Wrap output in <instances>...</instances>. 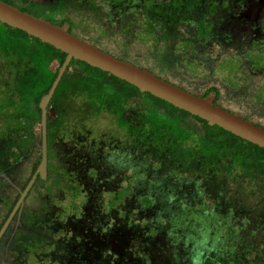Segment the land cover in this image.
<instances>
[{
  "label": "rangeland",
  "instance_id": "obj_1",
  "mask_svg": "<svg viewBox=\"0 0 264 264\" xmlns=\"http://www.w3.org/2000/svg\"><path fill=\"white\" fill-rule=\"evenodd\" d=\"M248 1L74 0L68 4L76 8L72 10L67 5L66 10L70 11L68 15L74 19L75 35L116 57L132 59L135 65L143 68L150 66L158 72L160 63L166 61L162 56L169 41L175 40L177 54L187 47L190 52L185 55L180 53L178 57L180 60H193L188 70L197 73L196 83H205L209 88L216 89L221 104L237 115L264 126V7L259 11V20L254 25L259 31L257 36L237 37L233 29L236 13ZM126 8L130 10L128 13L124 12ZM154 24L161 28L150 29L146 26ZM172 26H179L182 31L181 34L175 33V39H170L174 35ZM149 34L150 43L147 38ZM43 53L40 49L30 50L24 42L9 40L0 24V106L5 105V147L12 160L14 156L18 158L19 153L22 156L23 184L37 166L42 151L41 120L36 123L33 111H23L27 109L26 101L31 102L36 90L48 83L52 71L55 72L58 65V62H54L48 67L44 63L47 59ZM6 60L27 62L19 68H10ZM69 72L58 86V95L49 104L51 115L47 136L52 178L47 182H39L24 204L23 223L18 228L15 245L10 253L11 264H53L50 261L52 234H58V238L65 243L70 237L69 233L78 230L77 224L84 213L85 220L90 214L92 219L96 216L92 213L93 208L88 205L96 195L80 193V183L85 184L89 191L90 187H95V177L87 178L86 174L95 176L97 173L98 181L108 180L107 183H101L106 192L100 213L105 218L109 214L110 218L105 222L106 228H112L118 223L122 227L124 223L126 226L136 225L134 210L139 209L143 203L141 197L151 193L152 181L149 179L154 177L157 167L175 171L178 179L194 181L190 196L193 212L195 217L199 216L201 204L211 211V222H202V225H206L203 234L209 239L215 238V245H222L216 250L218 264H264V182H258L260 178L247 173L237 163H231L229 158L206 156L204 163H198L197 155L205 152L199 146L200 136H203L205 130L195 119L188 118L180 125L186 133L179 126L176 129H165L163 124H158L161 122L160 117L152 113L154 103L149 97L126 100L119 94H113L112 98L116 96L113 101L109 98L111 96L99 92L100 88L95 96H103V105L100 102L94 104L91 100L96 92L95 87L84 77L80 67L72 66ZM190 90L194 91V88ZM208 90L202 89L199 92L212 94V89ZM97 100L100 98L94 97V101ZM127 121L130 122L127 124ZM190 131L196 135L192 137ZM132 143L134 147L146 145L142 159L135 154L132 156ZM80 146L82 151L91 155L85 153L81 158L87 167V160L98 161L100 152H96H103V168L99 167L102 178L98 177V172L85 173L84 169L75 174L74 180H68L65 175L68 152ZM132 161L133 170L129 167ZM141 173H148L147 182ZM166 180L170 181L169 178ZM13 185L5 188L8 200L16 194ZM169 187L174 186L169 183ZM71 188L78 193L72 192ZM115 197L121 199L118 205L112 207ZM161 199L157 198L156 205L165 204L158 203ZM152 202L149 201L151 206ZM168 208L158 209L161 217L167 214ZM142 216L137 217L140 223L138 227L134 225L137 230L133 234L131 232L130 236L135 235L134 239L147 244L149 241H144L146 234L142 227L149 220H143L145 217ZM171 216L181 221L186 218L178 217L174 212ZM199 223L195 221L194 226L197 228ZM183 228L187 229L185 226ZM178 234L181 237L188 236L185 231ZM163 239L156 243L162 244ZM39 241L40 249L36 248ZM74 243L72 240L71 245ZM35 250L37 258L34 257ZM185 251L193 256L197 252L196 248ZM150 252L156 253L155 250ZM121 253L124 255L121 257L123 260L129 256L132 261L135 257L134 253L133 257L124 248ZM116 258L117 255L104 251L101 264H116ZM88 263L99 264L94 256L88 257ZM175 264L181 263L175 261Z\"/></svg>",
  "mask_w": 264,
  "mask_h": 264
},
{
  "label": "trees",
  "instance_id": "obj_2",
  "mask_svg": "<svg viewBox=\"0 0 264 264\" xmlns=\"http://www.w3.org/2000/svg\"><path fill=\"white\" fill-rule=\"evenodd\" d=\"M6 3L16 5L14 0H3ZM72 1H63L60 7V14L58 15H44V10L42 8H36L35 10L29 9L27 6H21L19 7L22 11L28 12L32 15L43 17L46 20L51 21L52 23L56 25H63L67 22L71 25H73L74 19L70 17L68 14L70 11L67 12L66 6L68 5L70 9L76 8L73 5H69ZM1 27L3 28V32L5 37H7L12 42H24L27 44V47L30 50H43V55L46 57L47 60H45L44 63L47 64L49 67L54 62H58V65L56 67V71H52L51 78L49 79L48 83L41 87V89L36 90L35 94L33 95L31 102L29 103L26 101L27 109H23V113H28L27 110L33 111V117L34 121L36 123L40 122L41 120V109L39 107V102L43 95L48 93L50 90L52 83L54 79L56 78L58 71L60 70V67L62 66L66 54L55 47H53L50 44L43 43L41 40L34 38L24 31H21L16 28H12L6 24L0 23ZM73 33V31H70ZM75 34V33H73ZM17 50V48H16ZM15 50V52H16ZM108 52V51H107ZM110 53V52H109ZM119 58V57H117ZM120 59V58H119ZM7 66L10 68H19L24 63L27 62V60H6ZM79 66L80 71H82L84 77L87 78V80L90 82L92 86L95 87L96 92H94V96L91 100L94 104L96 102H100L101 105H103L102 97L100 95L95 96L98 93V88H100L99 92H104L105 95H107L109 98H112L114 96L113 94H119L121 98L127 99H133V98H139V97H149L153 103L154 107L152 110V113L157 114V117H160L161 122L158 124H163V128L168 129L171 127V129L179 128L183 132H187L185 128H182L180 125L183 124V122L187 121L188 118L195 119L196 121L200 122L204 127V134L203 136H200V148L205 151L204 153L197 155V162L198 163H204V160L206 156H211L213 158H229L231 163L234 162L237 163L240 167H244L247 171V173L253 174L254 176L260 178V181L258 182H264V149L260 148L259 146L252 144L238 136H235L234 134L218 127V126H210L205 120H202L201 118L191 115L190 113L178 109L174 107L173 105L158 99L154 96H152L149 93H142L138 88L135 86L120 80L119 78L114 77L113 75L104 72L98 68L92 67L88 65L85 62L79 61V60H72L70 63L67 71L65 72L62 80H64L67 75H69V71L72 66ZM52 70V67H51ZM61 80V82H62ZM170 82V81H169ZM174 84V83H173ZM59 88V87H58ZM57 88L51 102L54 101L56 96L58 95L59 89ZM113 91V92H112ZM210 91V90H209ZM194 94V93H193ZM209 94V93H208ZM202 97H206L207 94L198 95ZM94 97H99L100 100L94 101ZM113 101H115V98ZM216 103V102H215ZM217 104V103H216ZM25 105V106H26ZM231 112L235 113L234 111L230 110ZM236 114V113H235ZM122 119H123V110L121 111ZM63 116V113H62ZM242 118L249 120L247 117H244L242 115H239ZM130 121H127V124ZM256 125L263 127L262 124L259 122H254ZM162 128V127H161ZM130 132V131H128ZM125 134V133H124ZM127 134V132H126ZM133 134V131H132ZM191 136H195L196 134L194 131H190ZM131 151L132 156H137V158H143L145 156V148L144 146H135L132 145ZM134 148V149H133ZM148 148V147H147ZM197 153V152H196ZM42 157H39L37 161V165L39 164ZM132 157V158H133ZM133 163V161H132ZM227 162H225L226 164ZM36 166V165H35ZM37 167V166H36ZM35 167V168H36ZM155 170L156 173L154 174V177L152 179H149L152 181V191L148 196L147 199L145 197H141L143 200L139 206V209L134 210L135 217H136V225L130 224L129 226L124 223V227L121 225L111 226L112 228L106 229L105 222H108L110 220L109 214L102 217L103 214L99 215V218L101 219V224L104 228V233H109L117 236L118 238H121V240H124V244L121 241L122 245L120 247L126 249L127 252L135 254L134 259L132 261L129 260V256L127 258L124 257H117L116 258V264H175L176 263H183V264H218L219 261L216 258L217 249L220 248L222 245H215V238H207V236H204L203 230L206 228V225H202V222L205 223V221H208L209 223L212 220L211 216L209 215L211 211H208V208L206 206H203L201 204L200 207V215L195 217L194 214V208L193 203L190 201V196H192L191 187L194 184V181H190L186 178H180L178 179L176 177L175 171H166L164 168L157 167ZM144 174V181H148V173H141ZM176 174V175H175ZM141 176V175H140ZM143 176H141L142 178ZM199 176H196L195 178H198ZM166 178H169L170 181L166 180ZM172 181V182H171ZM108 182L107 179L101 180L100 183ZM169 183L172 184L174 187H169ZM159 186L158 190L157 187ZM104 186L102 185V199L105 194ZM128 192V190H127ZM123 196V193L120 194V197ZM157 198H163L160 201L158 200V203H165L164 205H156L157 204ZM121 198L115 197L113 200L115 201L112 207L116 206V204H119ZM152 202V206L149 203V201ZM104 201V200H103ZM160 206V207H159ZM165 207H169L167 214L164 215V217L160 216V212H158V209H165ZM103 208V207H102ZM153 211V212H152ZM203 211V212H202ZM125 212V211H124ZM174 212L176 216L181 217L183 216L185 219L182 221L175 217L171 216V214ZM137 213V214H136ZM146 213V214H143ZM152 214L151 217L148 215ZM171 213V214H170ZM213 213V212H212ZM170 214L169 216H167ZM181 214V215H180ZM184 214V215H183ZM141 215H144L142 217H145L143 220H149L148 223H146L143 228V233L146 234V239L144 241H149L147 244H143L139 239H134L136 236L131 235L130 233L135 231V226L138 227L139 225V219L137 220V217H141ZM200 220V221H199ZM203 220V221H202ZM198 221L200 222L197 224V228L194 226V222ZM193 222V223H192ZM117 224V223H116ZM105 225V226H104ZM190 225V226H189ZM187 227L185 228L183 227ZM189 226V227H188ZM194 227V228H193ZM137 230V229H136ZM180 231H185L188 233V236L181 237L179 236ZM198 233V234H197ZM150 236V238H149ZM164 237V242L156 243L159 239H162ZM126 238V239H124ZM129 238V240H128ZM131 241L133 244H131ZM223 242V241H222ZM156 243V246H154ZM161 244V246H160ZM124 245V246H123ZM197 252L194 254H191L190 252H187L185 250L195 249ZM156 249H158L156 251ZM155 250V254H152L150 251ZM185 252V253H184ZM192 252V251H191ZM190 262H189V260ZM236 258L235 256L233 257ZM240 259V258H239ZM237 260V258H236ZM239 260L237 261V263ZM234 263V262H233Z\"/></svg>",
  "mask_w": 264,
  "mask_h": 264
},
{
  "label": "flooded vegetation",
  "instance_id": "obj_3",
  "mask_svg": "<svg viewBox=\"0 0 264 264\" xmlns=\"http://www.w3.org/2000/svg\"><path fill=\"white\" fill-rule=\"evenodd\" d=\"M15 1V6L16 7H21V6H27L29 9L35 10L36 8H42L44 10V15L43 16H48L50 14L52 15H58L60 14V7L62 6L61 4L63 1H74V0H44L43 2H39L38 0H14ZM133 1V0H131ZM256 0H250L248 1L243 8H240L241 10L236 13V20L235 23H233V29L235 31V35L237 37H254L259 34V31L255 29L254 25L256 22L259 20V11L261 10L263 5H260L258 8V18L256 21L252 22V29L255 31V33H250L248 31V19L244 17L243 15L246 13V11L252 6V4ZM64 4V3H63ZM239 6L241 7V4L239 3ZM128 11H130L128 9ZM127 8L125 9L124 12L128 13ZM124 16V15H122ZM161 16V15H160ZM42 17V16H41ZM237 21V22H236ZM70 27V31H73V25L69 24L68 22L66 23ZM64 25V24H63ZM147 28L150 29H160L161 27L158 26V24L152 25H146ZM164 28L167 29V26H164ZM173 28V34L171 35L170 39H175V33L181 34V28L179 26H172ZM149 33V32H148ZM173 37V38H172ZM146 38V37H145ZM148 42L150 43V34L147 36ZM159 38V36H158ZM96 45V44H95ZM99 47V46H98ZM167 51V55H166ZM190 51L187 47H185L182 52H178V54L183 53L188 54ZM178 54L175 50V40L169 41V44L167 45V48L165 52L163 53L162 58L166 60L164 63H160V66L158 67V72L155 71L153 68L150 66L146 67L149 71L155 73L157 76H159L162 79H165L167 81H170L171 83H174L177 86H180L191 93H194L196 95H202L200 90L203 89V91H209L208 89H212L210 93H214L215 95V102L217 105L222 106L223 108L227 110H231L227 108L225 105L220 103L219 100V93L217 92L216 89L214 88H209L205 83H196L197 76L195 71H189L188 67L191 66L193 60H180L178 57ZM118 57V56H117ZM122 60H128L132 63L135 64L134 61H131L132 59H127V58H121ZM159 62V60H153ZM150 60V62H153ZM185 61V62H183ZM154 65L156 66V62H154ZM181 83H180V82ZM190 87H187V86ZM215 87V86H214ZM194 88V91H191L190 89ZM216 88V87H215ZM196 90V91H195ZM205 93V92H204ZM5 113V105L0 106V232L3 228V226L6 224L8 219L11 216V213L13 212L18 200L22 196L24 190L26 189L27 185L29 182L32 180V178L36 174L37 167L32 170V172L29 174L27 180L25 181V184L22 183L23 179V172H22V156L19 153V156H14V159L12 160L11 157H8L7 154V149L5 147L6 144V119L3 117V114ZM51 115V110H50V105L48 106V118H47V127H48V119ZM48 134V133H47ZM47 147H48V164H47V176L46 179H41L40 176L38 175L36 177V180L34 182V185L26 195L24 201L21 203V205L18 207L17 211L15 212L14 216L12 217L11 221L9 222L6 230L0 237V264H11L10 262V253L11 249L15 245L17 233H18V228L19 226H22V221H23V212H24V204L26 200L29 198L32 192L36 189L37 185L39 182H44L48 181L49 178L51 179V165L49 163V143H48V136H47ZM97 149V148H95ZM42 150V146H41ZM83 148L77 147L74 150H70L68 152V167L65 170V175H67L68 180H74V176L78 171H82L85 169V173L88 171H95L98 172V177H101L100 175V169L102 167V153L101 151H97L96 154L100 152V156L98 155L100 159L98 161L94 160H87L88 161V167L82 156L85 155H90L87 154L88 152L82 151ZM99 150V148H98ZM84 152V153H83ZM42 153V151H41ZM78 153H80L78 155ZM110 155V153H108ZM91 156V155H90ZM8 157V159H7ZM112 158V157H111ZM42 160V157H41ZM40 160V162H41ZM80 160V161H79ZM9 164H8V163ZM39 162V163H40ZM120 162V161H119ZM13 165V167H11ZM108 166V165H107ZM129 166V165H128ZM129 167H132L133 170V163L130 164ZM109 169V168H108ZM107 174V172H106ZM85 175V174H84ZM108 175V174H107ZM88 176L95 177L94 181V186L95 187H90V191L87 190V187L85 184L79 185L80 188V193H94L96 195L95 199H92V203L88 204L90 207L93 208V215L96 214V216L92 219V214L85 220L83 215L82 218L79 219V224L78 225V230L74 231L70 234V237L67 238L68 240H74L75 243L71 245L70 243H65L62 241L61 238H58V234H52L51 240L53 244H51L52 251L50 252V258L51 263L53 264H81V260L83 261V264H87V259L88 257H95L96 260L98 261L99 264H101V256L104 251H108L113 255H117V257H122L124 256L121 251L123 250L121 241L124 243V240L121 238H118L117 236L113 235L112 233H104V228L99 220V215L101 214V209L103 207V199L101 195L102 191V185H101V180L98 181V178H96L97 173L95 176L92 175H87ZM73 177V178H72ZM102 178V177H101ZM80 181V178L78 179V182ZM87 181V180H85ZM91 181V180H88ZM91 182V184L93 183ZM13 183L15 185H13ZM90 184V185H91ZM13 185L15 188L16 194L14 195V198L11 197L9 200L7 199L6 196V187ZM74 188V186H73ZM71 188L72 192L78 193V191L75 189L73 190ZM88 195V196H89ZM104 197V196H103ZM13 199V200H12ZM10 202V204H9ZM86 210V209H85ZM100 213V214H99ZM48 216V215H47ZM107 229V228H106ZM58 238V239H57ZM126 239V238H124ZM37 240V239H35ZM38 241V240H37ZM37 245V246H36ZM36 248H41L40 241L38 244H36ZM49 245V244H48ZM43 251V250H40ZM90 251H93V253H89ZM34 257L37 258L38 254L35 250L34 252ZM44 260V259H42ZM89 264V263H88Z\"/></svg>",
  "mask_w": 264,
  "mask_h": 264
},
{
  "label": "water",
  "instance_id": "obj_4",
  "mask_svg": "<svg viewBox=\"0 0 264 264\" xmlns=\"http://www.w3.org/2000/svg\"><path fill=\"white\" fill-rule=\"evenodd\" d=\"M38 1L43 2L44 0ZM263 4L264 0H256L243 15L248 19V31L250 33H255L251 25L252 22L257 20L258 8ZM0 23L24 31L28 35L41 40L43 43L50 44L66 54V58L50 90L43 95L39 102V107L41 109L42 160L36 170L35 176L27 185L11 213L10 218L3 226L0 237L34 185L36 177L39 175L41 179H46L48 164V106L72 60L85 62L92 67L107 72L135 86L142 93H149L178 109L205 120L210 126H218L264 149V128L217 105L215 103L214 94H209L206 97L198 96L160 78L146 68L137 66L128 60L119 59L113 54L102 50L97 45L70 32L68 24L56 25L43 17H38L22 11L20 8L6 3L3 0H0Z\"/></svg>",
  "mask_w": 264,
  "mask_h": 264
}]
</instances>
